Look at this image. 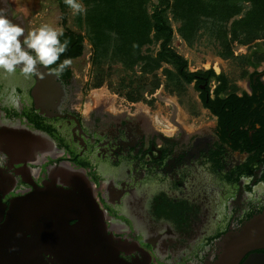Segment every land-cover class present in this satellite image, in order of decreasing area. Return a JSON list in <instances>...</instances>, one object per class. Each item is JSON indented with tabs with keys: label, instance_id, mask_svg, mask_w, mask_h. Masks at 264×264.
I'll use <instances>...</instances> for the list:
<instances>
[{
	"label": "flooded vegetation",
	"instance_id": "obj_1",
	"mask_svg": "<svg viewBox=\"0 0 264 264\" xmlns=\"http://www.w3.org/2000/svg\"><path fill=\"white\" fill-rule=\"evenodd\" d=\"M0 10L27 33L7 0ZM60 62L47 78L39 65L0 75V264H106L113 253L120 264H207L264 214V61L233 82L181 79L209 120L190 130L85 107L71 65L53 72ZM247 260L264 264V248Z\"/></svg>",
	"mask_w": 264,
	"mask_h": 264
},
{
	"label": "trees",
	"instance_id": "obj_2",
	"mask_svg": "<svg viewBox=\"0 0 264 264\" xmlns=\"http://www.w3.org/2000/svg\"><path fill=\"white\" fill-rule=\"evenodd\" d=\"M79 1L84 4L87 12L77 15V25L86 30V35L69 28L63 31L61 41L67 38L70 43L60 59L63 61L70 58L72 61L81 57L84 53V39L87 38L93 48L91 85L101 86L110 75L108 68L114 63H120L125 76L120 79L116 90L119 93L128 91L125 97L130 101L143 99V86L138 85L140 80L148 81L150 93L160 86L157 71L163 62L173 68V71L165 69L166 75L171 74V85L167 84L166 87L171 86L169 90L172 92L183 89L181 79L188 83L196 74L222 78L213 69L197 72L188 70L187 59L171 46L173 29L167 16L168 9L176 21H181L179 30L183 35L197 27L200 17L218 20L223 27L224 47L228 50L223 57L233 55L229 47L231 42L246 45L261 39L264 32V0H160L161 6L150 14L145 7L149 0ZM242 3L249 4L244 11ZM58 4L65 22L70 8L64 0H58ZM239 14L241 16L233 18ZM230 19L232 21L227 29L226 24ZM154 44L158 45L155 52H143L144 46ZM135 81L136 88L133 87ZM211 103L206 105L210 106Z\"/></svg>",
	"mask_w": 264,
	"mask_h": 264
},
{
	"label": "rangeland",
	"instance_id": "obj_3",
	"mask_svg": "<svg viewBox=\"0 0 264 264\" xmlns=\"http://www.w3.org/2000/svg\"><path fill=\"white\" fill-rule=\"evenodd\" d=\"M7 3L14 15L22 16L27 32L38 28L42 24H48L63 31L69 28L86 35V30L83 27H78V16H74L71 9L68 10L66 20L63 22L58 0H7ZM160 4V0H149L145 7L150 14L156 7L159 8ZM242 5L243 11L249 7L248 3H242ZM167 16L173 29L171 46L187 59L190 71L213 69L216 74L223 73L233 82L239 79L240 74L243 75L248 70H252L248 66L251 63V58L257 63L255 66L264 61V32L261 39L246 45H241L236 41L231 42L229 47L233 55L223 57L228 50L224 47L223 27L219 25L218 20L200 17L197 27H193L191 32L183 35L179 30L182 25L181 21H176L173 18L170 9L167 11ZM239 16L241 15H236L233 18ZM231 21L232 19L227 22V29ZM157 44L150 47L144 46L142 50L143 52H147V50L155 52L158 49ZM92 56L93 48L85 38L83 55L72 60L71 63L73 75L77 82L83 86L80 98L83 99L82 102L85 107L96 104L98 106H109L112 110L139 112L156 126L167 129L174 128V122L187 130H190L201 121L202 123L209 122L204 116L206 114L201 109L197 91L194 90L191 84L181 82L183 89L180 90L182 92L178 91L177 95L169 90V88H172L171 86L166 87L167 84L171 85V74L166 75L165 69L173 71L172 66L169 64L163 62L161 68L157 71L161 80V84L157 89L150 93L148 81L140 80L138 85L143 86L142 90L140 89L143 99L130 101L125 97V93L128 91L123 90L119 93L116 90L120 79L125 76L120 63H114L108 68L107 71L110 75L101 86L94 87L91 85ZM258 69H264V62L261 63ZM136 84L135 81L133 83L134 88H136ZM238 87L241 88L240 85Z\"/></svg>",
	"mask_w": 264,
	"mask_h": 264
},
{
	"label": "clouds",
	"instance_id": "obj_4",
	"mask_svg": "<svg viewBox=\"0 0 264 264\" xmlns=\"http://www.w3.org/2000/svg\"><path fill=\"white\" fill-rule=\"evenodd\" d=\"M72 14L84 15L87 9L79 0H64ZM62 29L42 24L25 33L23 27L13 23L3 10H0V75L15 73L19 68L25 77L39 75V66H52L68 49L70 41ZM70 58L60 62L53 72L62 73L71 65ZM243 179V178H242Z\"/></svg>",
	"mask_w": 264,
	"mask_h": 264
},
{
	"label": "water",
	"instance_id": "obj_5",
	"mask_svg": "<svg viewBox=\"0 0 264 264\" xmlns=\"http://www.w3.org/2000/svg\"><path fill=\"white\" fill-rule=\"evenodd\" d=\"M40 73H44L45 77L53 76L50 71L46 68L40 69ZM44 77L40 78V84L44 82ZM39 89L42 90V86L39 85ZM25 140L31 142L33 135L24 136ZM32 137V138H31ZM35 138V137H34ZM24 143L21 139L19 140L18 137L16 139L10 140V146L14 149H19L20 145L23 146ZM12 149V150H13ZM15 151V150H14ZM17 152V150H16ZM81 217H85L86 215H80ZM80 217V219H81ZM81 221L84 222L85 220ZM218 245L220 246V251L217 258L207 264H239L240 261L244 258V256L249 253L250 251L264 248V214L258 215L251 220H248L240 229L230 232L225 235L221 241H219ZM106 264H120V260L116 256V253L107 254L106 256ZM110 259L108 262L107 259ZM112 259V260H111ZM243 264H263V263H256L247 260Z\"/></svg>",
	"mask_w": 264,
	"mask_h": 264
}]
</instances>
